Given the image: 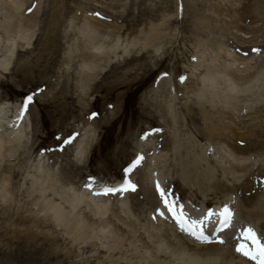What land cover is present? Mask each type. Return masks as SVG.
Wrapping results in <instances>:
<instances>
[{
    "label": "rangeland",
    "instance_id": "1",
    "mask_svg": "<svg viewBox=\"0 0 264 264\" xmlns=\"http://www.w3.org/2000/svg\"><path fill=\"white\" fill-rule=\"evenodd\" d=\"M19 2L18 10L12 0H0V63L11 60L8 69L0 66V137H8L21 116L27 120L24 147L16 157L0 162V173L6 167L20 173L9 182L13 199L7 202L1 198L0 179V264H154L159 259L191 264L182 250H153L150 256L137 238L125 237L121 248L113 247V239L94 229H86V239L76 241L45 219L40 198L34 193L42 189L33 184L42 175H56L59 185L87 197L100 195L96 191L102 194L107 188L121 189L130 181L135 190L102 194L104 200L118 209L116 202L123 197L137 219L155 225L159 209L140 193L143 184L139 173L144 170L155 177L152 189L157 190L159 184L178 209L189 212L192 220L204 221L202 231L215 233L221 227L217 214L207 221L204 210H233L232 205L236 206L237 210H230L231 226L218 229L209 240L197 241L185 233L184 237L194 245L215 242L235 254V262L256 264L236 248L240 243L251 244L241 236L247 228L264 241V0ZM30 35L34 38L28 46ZM96 37L106 47L120 40L121 49L111 55L110 63L108 59L93 65L82 61L79 46ZM246 46L250 51H244ZM213 68L219 72L217 92H206L200 105L203 109L190 112L187 105L196 103V91L205 89L203 78ZM91 70L95 78L86 79ZM228 106H233L235 116L228 113ZM200 110L208 111L212 122ZM247 121L258 122L250 136L254 149L242 164L236 159L243 169L239 181H234L227 171L233 160L226 146L215 143L223 140L219 136L208 138L202 128L207 123L245 128ZM124 140L126 145L118 151ZM165 143L169 144L167 151L161 149ZM112 149L119 156H114L109 167L106 156ZM152 160H156L154 166ZM185 165L197 171L191 177L194 182H185L181 174ZM202 179L208 184L203 186ZM249 180L254 182L249 187L261 201L256 205L260 218H250L247 209L243 213L241 190L237 200V192L231 190ZM211 182L218 187L211 189ZM159 200L166 213L164 220L172 219ZM119 206L124 209L121 203ZM173 224L175 232L183 236L179 225Z\"/></svg>",
    "mask_w": 264,
    "mask_h": 264
},
{
    "label": "bare ground",
    "instance_id": "2",
    "mask_svg": "<svg viewBox=\"0 0 264 264\" xmlns=\"http://www.w3.org/2000/svg\"><path fill=\"white\" fill-rule=\"evenodd\" d=\"M12 2L14 4L16 3V5L18 7L17 9L19 10L20 9V2L17 3V0H12ZM33 38H34V36L30 35L26 39L28 46L30 45V42ZM14 44H15V42L13 43V45ZM102 44H103L102 42L97 41V37H96V38L92 39V41L89 40V41L85 42L83 44L84 46L80 45L79 49H78V53H79L82 61H84L85 63H90L91 65H93L94 62L104 61V60L108 59L109 60L108 62L110 63L111 62V59H110L111 55H113V54L116 55V52L119 49H121L120 40L118 39L116 41V43H114V44H108L107 47L105 45H102ZM245 48L246 49L244 51L249 50V46H246ZM123 50H124L125 54L129 53L126 48H124ZM13 52H14V50L10 51L11 57H13V55H14ZM10 62H11L10 59L2 60L0 63L1 68L8 69L10 66ZM231 66L235 67L234 64H232ZM92 71L93 70H91L90 73L86 74V76H85L86 79L92 80L93 78H95V74H91ZM229 73L232 74L233 77H238L237 73H231V72H229ZM238 78H241V77H238ZM203 79H204L203 81H205V83H206L205 89H200V90H198L199 92L196 91V95H197L196 96V100H197L196 103L194 102V104L192 106L187 105V107H186L187 110H189L190 112L194 111L197 108L203 109L200 105L203 104L202 103V101H204L203 95H205L206 92H209V94H215L217 92L216 89H217V86H219V72L218 71L214 70V68H213V70L209 69L208 73L205 74ZM245 80H247V79H245ZM218 95H219V92H218ZM217 96H214V97L217 98ZM217 100H219V99H217ZM224 100L227 101V99H224ZM207 103L210 104L211 102H207ZM197 104H198V107H196ZM216 105H219L218 102H216ZM230 105H232V103H230ZM212 106H214V105H212ZM191 107H193V108H191ZM19 108L20 107L18 106V108H16V109H19ZM232 110L233 109H231L230 112H228V113L229 114L231 113L235 116L234 110H233V112H232ZM200 111H201L203 117H205L209 122H212L208 111H206V110L205 111L200 110ZM225 111L227 112V111H229V109L225 110ZM172 114H174V113L172 112ZM213 114H214V112H213ZM211 116L213 117L214 115L211 114ZM176 117H177V115H176ZM214 117H216V116H214ZM217 118H219V117H217ZM250 120H252V119H250ZM216 122H217V120H216ZM224 122H226V121H224ZM237 122H238V120H237ZM257 123L258 122L253 124L252 122L247 121L245 128L244 127L243 128L242 127L236 128L235 127L236 125L234 126V125H227V124L226 125L224 124V127L222 128L220 123H218V125H214L212 123L211 124L207 123L202 128V132L208 138H213V140H215V137L219 136L220 137L219 139L223 140V142L222 141L218 142L217 140H215V143L220 147L226 146L227 152L229 153V157H231L233 160V161H229L230 165L227 167V171H229L234 176L233 177L235 179L234 181H239L240 176H241L240 173L243 169V165H242V167L241 166L238 167V165L240 163L238 164V162H237L238 160L236 161V159L242 160L241 161V164H242L244 162L243 159H246V160L248 159V157H245V156H249L250 152H252V150L254 149V147L251 148L253 146V143H252V140L250 139V136L252 134H254V132L256 131V128H257L256 124ZM173 124H175V121L173 122ZM25 125H27V120L25 119V117L23 118L21 116L18 119L17 124L14 126V128H12L11 132L9 133L10 135H8V137H0V162L5 160L6 158L9 159L12 157H16L20 151V148L22 149L24 147L25 141H23V140H24V134H25V129H24ZM125 142H126L125 140H124V143L122 142L123 144L120 145L118 151H120L126 145ZM241 144H243V145H241ZM168 145L169 144H166V143L164 145L162 144L161 149H163L164 151H167ZM163 150H162V152H163ZM221 150H223V148H221ZM150 151H154V150L152 149ZM168 152H170V150ZM159 153H161V151ZM115 155L116 154L114 153V150L112 149L108 153V155L106 156V158L108 160L107 165H110L109 167L113 166L112 163H113V158ZM116 156H119V155H116ZM158 156H160V154ZM161 156H162V154H161ZM145 159H146V157H145ZM162 159H163V157H162ZM155 162H156V160H152V163H150V164L151 165L153 164V166H154ZM236 162H237V164H235ZM151 165H150V167H151ZM158 166H160V165H158ZM158 166H156V167H158ZM150 167L148 168V170H150ZM176 167H177V165H176ZM190 167L191 166L185 165L184 166L185 170L181 173L184 175V179H186L185 182L188 180L190 181L192 179L191 178L192 175L197 172V171H194L193 166H192V168H190ZM245 168H246V165H245ZM151 169H152V167H151ZM159 169H161V168H159ZM180 171H182V170H180ZM42 173H41V175H42ZM16 174L19 175L20 174L19 171H16L15 169L11 170L10 168H7V167L3 171H1V173H0V175H2V177H4L3 180H2V178H0L2 181L1 187L3 188L2 193H1V198H2L3 202H7V201H10L13 199V194L9 188V186H10L9 182L11 183V179L13 177H15ZM139 174H140V179H141L142 184H143L142 190L140 192L144 196L143 199L145 201H147L148 204H150L154 209L155 208H156V210L159 209L158 210V216L156 214L157 219L156 218L155 219L157 222L155 223V225L152 224L151 222H148L147 224H145V223L143 224L139 220V218L137 219L135 217L136 215L134 216L132 214L130 206L129 205L127 206V204H128V203H126L127 200H125V198L123 199V197L121 199H118V202H116V206L118 209H112L111 208L112 206H109L108 202L106 200H104L103 196L101 197L98 194H94V195L91 194V195H88V197H87L84 194H75V192L73 190H67V187H64L63 185H59L60 181L58 182V179H57L58 177L56 175H51L50 177H48L49 175H46V178H45V176L42 175V179L41 178L39 180L36 179V181H34L35 183L33 181L32 182H33V184H35L36 188L42 187L41 191H39L40 190L39 189V190H36V192H34V193H36V195L40 198L41 209H42L43 215L45 216V219L49 220V221H53L55 223V225L66 230L69 234L73 235V238L76 241H83L86 239V237H85L86 236V229H94L98 233L103 234L104 237H109L110 239H113V242L115 245L113 247H116V248H119L120 244L122 245L124 243L123 239L125 237L131 238V239L135 238V241L137 238L148 249L147 253L149 255L152 253L153 250H156L158 253L162 249L167 248V250H171V251H172V249L175 250V253H177L176 250H182L181 254L183 256H187L188 258H190L191 264H195L196 262L198 264H244V263L235 262L234 260L237 259V256H235V254H233L232 252H229V251L227 252V248L224 247L223 245L219 244L220 245L219 246L215 242L210 243V245H208V246L201 245L198 243H197V245H194L189 240V238L187 239L184 237V235H185L184 233H181V234H183V236H182V235H179L177 232H175L176 229H174L172 227V224L174 223V221L172 219H170L168 221L164 220V218H166V213L161 208L162 203L159 200L160 196L158 194V191L156 189L154 190L151 188V185H153L155 177L151 178L149 171L146 172L145 170H144V172L141 171V173H139ZM244 174H245V172H244ZM63 175H64V181H67L68 179L65 178L68 176L67 173L65 172V173H63ZM199 178H201V177H199ZM254 179H256V178H254ZM145 180H147V181L149 180V181L147 182ZM191 181H193V180H191ZM198 181H200V180H198ZM202 181L205 182L204 179H202ZM202 181L199 183L202 184ZM183 182L184 181H182V183ZM206 182H205V184H203V186L208 184V183L206 184ZM125 183H127V184L122 185V186L128 185V182H125ZM253 183L249 180L247 184L246 183H245V185L242 184V186H240L238 188V190L234 186L232 187L233 189H231V190H232L233 194L236 193L237 191L241 190V192H240L241 195L237 192V197L235 195L234 196H235V199L237 200L238 196L240 195V197H241L240 201L242 202V205L244 206V208L242 207L243 213H244V210L247 209V214H249L250 218H253V217L260 218L261 214H260L258 207H256V205H259V203L261 201L260 202L258 201V199L256 197L257 193L253 192V188L249 187ZM201 184H199V185H201ZM210 184H211V186H210ZM212 184L213 183L211 182L208 185L211 187V189L218 187L217 186L218 183H216V185H214V186ZM186 185L189 186V184H187V183H186ZM205 187L207 188V186H205ZM252 187H253V185H252ZM224 189L226 190L227 188L225 187ZM256 189H258V188H256ZM259 190L260 189H258V191ZM50 191L52 192V195H53L52 197L55 196V197L61 199L60 201H63V204L56 202L55 198L52 199V197L51 198L48 197V196H50V195H48V192H50ZM129 191H131L130 187H129V190L124 191V192H129ZM218 191H219V189H218ZM122 193H123V190L121 191L120 195ZM258 193H260V192H258ZM82 202L85 203L84 209H81L82 205H83ZM262 202L264 203V199H262ZM119 203H121L122 206H124L123 210H121L119 208L120 207ZM65 205H67V207L70 210H67V207ZM177 209H178V207H177ZM134 211H136V210H134ZM204 211H205L204 216L208 215L209 211L208 212L206 210H204ZM212 211H213L214 215L217 214V217L215 219L218 220V222L221 224V227L218 229H224L225 227H223V225H222L223 217L218 218L220 213L223 212L222 209L216 208V209H213ZM247 214H245V215H247ZM138 217H139V215H138ZM232 218H233V216H232ZM232 218L230 217V222H231ZM93 220H95V222ZM141 220H143V219H141ZM177 224H175V225H177ZM215 224H217V222ZM211 226H213V225H211ZM216 226L218 227L219 225H216ZM178 228H180V227L178 226ZM217 230H216V232H217ZM176 231H178V230H176ZM179 231H181V230L179 229ZM203 232H205V233H203V235L206 237V239H204V240H209V237L212 234L209 233V231L206 232L203 230ZM216 232L213 234H216ZM99 241L102 242V238H99ZM211 241L212 240H210V242ZM194 243L196 244V242H194ZM204 243H206V242H204ZM131 244H132V242H131ZM145 247H144V249H145ZM108 250L110 251V250H112V248H110ZM184 254H187V255H184ZM153 263L154 264H169V263H167L163 260H160V259L158 261L153 262Z\"/></svg>",
    "mask_w": 264,
    "mask_h": 264
},
{
    "label": "snow or ice",
    "instance_id": "3",
    "mask_svg": "<svg viewBox=\"0 0 264 264\" xmlns=\"http://www.w3.org/2000/svg\"><path fill=\"white\" fill-rule=\"evenodd\" d=\"M28 100H31V97L28 98ZM136 163H139V160L136 161ZM131 171V169H129ZM129 187L131 190H135V185H132L129 181V184L122 187L121 189H111L107 188L105 189L104 194H108L109 192H116V191H127L129 190ZM157 191L158 194L165 204V206L168 208L169 211L172 212L173 216L176 217L178 222L181 223L182 228L187 225L186 230L190 232V234L197 236L198 239L203 237V231L202 226L204 221H190L186 218L185 214L183 213V209L179 208L177 209V206L175 204L174 200L169 199V193L163 189L159 184H157ZM214 215L211 210L209 211L208 215L205 217V220H210L211 217ZM223 217L222 225L223 227L230 226V217L231 212L229 209L225 208L223 212L220 214ZM241 236L243 237L244 241H250L251 244L248 243H240L236 251L241 253L243 256L247 257L248 259L255 261L256 264H264V241H261L259 236L255 233V231L252 228L244 229L241 233ZM206 239V237H203ZM220 243H223L221 240Z\"/></svg>",
    "mask_w": 264,
    "mask_h": 264
}]
</instances>
